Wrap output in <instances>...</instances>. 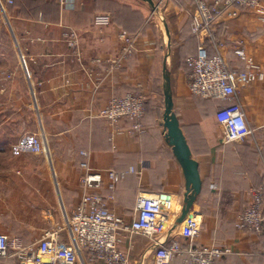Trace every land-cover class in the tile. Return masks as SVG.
<instances>
[{
	"label": "crops",
	"instance_id": "obj_1",
	"mask_svg": "<svg viewBox=\"0 0 264 264\" xmlns=\"http://www.w3.org/2000/svg\"><path fill=\"white\" fill-rule=\"evenodd\" d=\"M3 4L2 16L13 42L0 43V64L7 66L0 71V96L6 103L20 101L11 117L24 116L21 123H9L11 117L0 123V232L30 243L49 229L63 227L58 241L71 243L65 227L81 194L82 151L88 152L89 170L103 174L99 192L124 224L136 215L135 197L140 190L180 199L185 177L163 127L167 89L191 157L198 164L201 190L192 205L201 214L196 243L231 248L216 264H264V234L236 226L255 189L264 185V27L254 12L228 8L218 20L216 39L229 67L243 68V61L233 53L242 47L263 74L250 84L237 83L235 97L225 101L194 97L189 91L185 59L195 56L199 46L190 24L193 0H14ZM97 13L110 14L111 24L95 26L92 20ZM66 27L78 34L77 52L66 43ZM124 28L136 36L134 51L118 67L92 63L94 58L118 54L117 32ZM131 90L145 92L149 100L141 134L129 132L133 124L129 117L110 123L96 115L110 98ZM237 102L252 133L240 142H224L215 114L220 107ZM33 134L42 137L44 151L31 150L28 138ZM111 169L126 172L113 188L105 176ZM179 230V224L171 226L172 232ZM117 237L129 264H155L150 239L122 230ZM180 262L178 257L172 264ZM0 264L18 263L2 258ZM77 264L106 263L88 261L83 252Z\"/></svg>",
	"mask_w": 264,
	"mask_h": 264
},
{
	"label": "built area",
	"instance_id": "obj_2",
	"mask_svg": "<svg viewBox=\"0 0 264 264\" xmlns=\"http://www.w3.org/2000/svg\"><path fill=\"white\" fill-rule=\"evenodd\" d=\"M3 2L12 4L13 0H0V6ZM60 2L63 3L64 0ZM228 8L251 10L264 27V5L260 0H194L190 24L192 33L198 38L199 46L195 56L185 59L190 69L189 91L194 97L230 100L235 97L237 83L246 85L263 77L244 48L237 47L233 52L243 61L242 69H231L222 54L221 45L216 39V29L220 15ZM235 13L236 11H232V14ZM92 21L95 26H107L111 24L112 19L108 13H97ZM64 36L68 47L76 51V30L66 27ZM117 38L120 42L118 54L107 59L94 58L92 63L106 62L110 68L118 67L120 61L134 51L136 36L119 30ZM146 102L145 92L127 91L121 96L110 98L96 115L110 123H115L122 117H129L133 120L129 132L141 134L145 131L142 119ZM215 117L223 129L224 142H240L252 133L245 112L238 102L234 106L220 107ZM28 139L32 151H44L43 140L39 134H33ZM81 155L85 157L80 163L81 194L67 218L65 227L71 234V243L58 241V233L63 227L49 229L39 240L30 243L23 242L17 235L0 232V259L12 258L18 264H77L84 252L88 261L129 264L128 257L118 247L117 234L120 230L139 233L150 239L154 247L155 264H172L178 257L181 259L180 264H216L220 257L231 252V248L226 244L196 243L201 230V214L192 207L179 224L180 230L177 233L171 231V226L183 207L182 197L176 200L173 197H162L157 193L140 190L135 197L136 215L129 224H124L122 219L107 207L106 197L99 192L103 184V174L89 170L86 160L88 152L82 151ZM125 173L107 170L105 176L110 181V187L113 188ZM107 198H112V195ZM236 226L258 235L264 234V185L255 189L250 204L239 213ZM161 237L166 238L162 240Z\"/></svg>",
	"mask_w": 264,
	"mask_h": 264
},
{
	"label": "water",
	"instance_id": "obj_3",
	"mask_svg": "<svg viewBox=\"0 0 264 264\" xmlns=\"http://www.w3.org/2000/svg\"><path fill=\"white\" fill-rule=\"evenodd\" d=\"M163 127L166 131V141L172 146L173 154L181 165L185 177V191L182 195L183 207L180 215L175 220V225H178L188 214L196 196L199 194L201 181L198 164L191 157L190 149L179 126L178 119L172 111L170 95L167 89L164 92ZM161 196L168 197L166 194H162Z\"/></svg>",
	"mask_w": 264,
	"mask_h": 264
},
{
	"label": "rangeland",
	"instance_id": "obj_4",
	"mask_svg": "<svg viewBox=\"0 0 264 264\" xmlns=\"http://www.w3.org/2000/svg\"><path fill=\"white\" fill-rule=\"evenodd\" d=\"M193 3H194V0H193ZM3 5L4 4L2 3V6H0V28H1V31H0V43L4 46V44H6L8 42H13V40L10 39L11 35H10L9 27H8L9 25L7 24L5 18L2 16L3 13H4V6ZM2 49H4V47ZM6 69H7V66H4V65L0 64V71L6 70ZM10 76L11 75L8 74L6 77L9 78ZM0 100L3 103V104H0V123H1L2 121H5V119L11 117L10 115L12 114V112L14 110L19 109L21 103H20L19 100H16V102H13V103H11V101L6 103V102H4L5 100L2 97H1ZM23 111H24V108H23ZM23 116H19L16 113L15 115H12V117L9 119V123H12V122H17L18 123V121L19 122L21 121Z\"/></svg>",
	"mask_w": 264,
	"mask_h": 264
},
{
	"label": "trees",
	"instance_id": "obj_5",
	"mask_svg": "<svg viewBox=\"0 0 264 264\" xmlns=\"http://www.w3.org/2000/svg\"><path fill=\"white\" fill-rule=\"evenodd\" d=\"M13 2H14V0H13ZM13 4V3H12ZM129 34H131V35H133V33L134 32H131L129 29H127V28H124ZM148 101L149 100H147V102H146V107H145V111H146V109H147V105H148Z\"/></svg>",
	"mask_w": 264,
	"mask_h": 264
}]
</instances>
